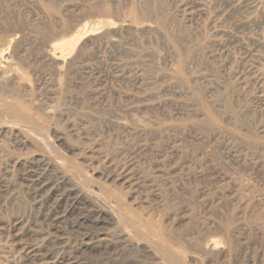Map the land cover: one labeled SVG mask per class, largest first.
I'll return each mask as SVG.
<instances>
[{"label": "rangeland", "instance_id": "rangeland-1", "mask_svg": "<svg viewBox=\"0 0 264 264\" xmlns=\"http://www.w3.org/2000/svg\"><path fill=\"white\" fill-rule=\"evenodd\" d=\"M168 251L264 264V0H0V264Z\"/></svg>", "mask_w": 264, "mask_h": 264}, {"label": "bare ground", "instance_id": "bare-ground-1", "mask_svg": "<svg viewBox=\"0 0 264 264\" xmlns=\"http://www.w3.org/2000/svg\"><path fill=\"white\" fill-rule=\"evenodd\" d=\"M81 18V17H80ZM73 39V38H72ZM71 42H72V40H70ZM66 42H68V41H66ZM66 45H68V43L66 44ZM65 46V45H64ZM61 47H63V45L61 46ZM62 49V48H61ZM64 49V48H63ZM153 245V244H152ZM154 246V245H153ZM156 248V250H157V247H155ZM155 248H154V250H155ZM158 251V250H157ZM163 255L165 256V258H166V260H167V262H169L170 264H181L180 263V259H179V257H178V255L175 253V252H173V251H168V252H163Z\"/></svg>", "mask_w": 264, "mask_h": 264}]
</instances>
